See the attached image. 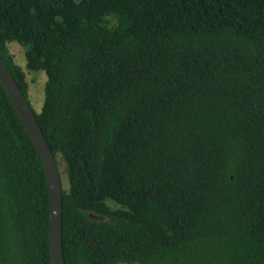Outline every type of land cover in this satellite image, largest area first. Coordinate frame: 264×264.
<instances>
[{"label":"trees","instance_id":"obj_1","mask_svg":"<svg viewBox=\"0 0 264 264\" xmlns=\"http://www.w3.org/2000/svg\"><path fill=\"white\" fill-rule=\"evenodd\" d=\"M10 44L46 74L65 264H264V0H0L27 99ZM48 223L0 82V264H50Z\"/></svg>","mask_w":264,"mask_h":264},{"label":"water","instance_id":"obj_2","mask_svg":"<svg viewBox=\"0 0 264 264\" xmlns=\"http://www.w3.org/2000/svg\"><path fill=\"white\" fill-rule=\"evenodd\" d=\"M0 82L34 145L45 174L48 190L50 264H65L62 248V185L59 166L37 123L34 111L1 57Z\"/></svg>","mask_w":264,"mask_h":264},{"label":"rangeland","instance_id":"obj_3","mask_svg":"<svg viewBox=\"0 0 264 264\" xmlns=\"http://www.w3.org/2000/svg\"><path fill=\"white\" fill-rule=\"evenodd\" d=\"M8 47L10 53L14 56L15 63L21 66L24 70L25 80L27 83V99L29 104L35 113H39L41 111L44 99V84L46 82V74L43 71L30 72L25 68V58L21 46L17 44H10ZM58 166L61 175V185L62 187H66L67 180L65 177H63V164L60 163Z\"/></svg>","mask_w":264,"mask_h":264}]
</instances>
